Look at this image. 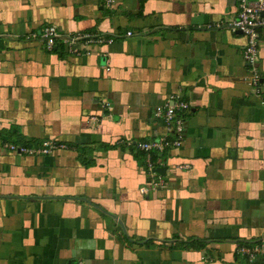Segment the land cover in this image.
<instances>
[{"label":"crops","instance_id":"1","mask_svg":"<svg viewBox=\"0 0 264 264\" xmlns=\"http://www.w3.org/2000/svg\"><path fill=\"white\" fill-rule=\"evenodd\" d=\"M237 11L238 0H0V264H264L237 250L264 245V28L253 85ZM48 24L114 38L49 51L30 37ZM172 96L190 104L185 136L151 166L137 142L175 137L154 117ZM45 139L66 147L7 146Z\"/></svg>","mask_w":264,"mask_h":264},{"label":"built area","instance_id":"2","mask_svg":"<svg viewBox=\"0 0 264 264\" xmlns=\"http://www.w3.org/2000/svg\"><path fill=\"white\" fill-rule=\"evenodd\" d=\"M106 2L109 6H112L114 5L115 0H106ZM230 27L233 31L240 32L246 38V44L243 51L244 57L252 67L253 75L251 83L253 85H258L259 74L256 65L259 59L260 31L264 28V0H238L237 16L231 22ZM131 33V31L127 32L128 35H131ZM30 37L42 41L46 49L49 51L54 49V47L60 43L68 53L73 55L90 53L87 48L82 46L83 44H104L111 42L114 38L113 35L84 31L62 35L58 26L55 24L45 25L39 32L33 33ZM189 108L190 104L187 101H176L175 96H172L165 105L158 106L155 109L154 117L165 120L174 132L175 137L170 139L166 136H161L137 142L139 149L148 153L151 166H153V163H151V153L153 151H163L169 146L179 147L182 145L185 136L187 118L185 112L189 110ZM7 146L11 151L20 155H45L54 152L58 148L66 147L65 143L56 139H45L40 145L8 143ZM237 250L248 261H251L264 253V245L257 243L243 244L239 245ZM74 264L89 263L85 260H79Z\"/></svg>","mask_w":264,"mask_h":264},{"label":"water","instance_id":"3","mask_svg":"<svg viewBox=\"0 0 264 264\" xmlns=\"http://www.w3.org/2000/svg\"><path fill=\"white\" fill-rule=\"evenodd\" d=\"M154 170L157 171V172H160V173H164L165 172V168H163V167H157Z\"/></svg>","mask_w":264,"mask_h":264},{"label":"trees","instance_id":"4","mask_svg":"<svg viewBox=\"0 0 264 264\" xmlns=\"http://www.w3.org/2000/svg\"><path fill=\"white\" fill-rule=\"evenodd\" d=\"M243 244H252L250 242H242L240 245H243Z\"/></svg>","mask_w":264,"mask_h":264}]
</instances>
